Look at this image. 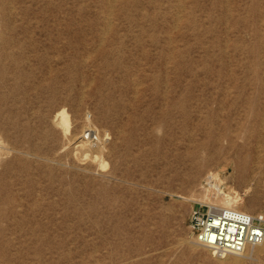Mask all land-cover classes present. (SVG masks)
Segmentation results:
<instances>
[{"label":"rangeland","instance_id":"1","mask_svg":"<svg viewBox=\"0 0 264 264\" xmlns=\"http://www.w3.org/2000/svg\"><path fill=\"white\" fill-rule=\"evenodd\" d=\"M216 173L264 213V0H0V264H264L194 242Z\"/></svg>","mask_w":264,"mask_h":264},{"label":"built area","instance_id":"2","mask_svg":"<svg viewBox=\"0 0 264 264\" xmlns=\"http://www.w3.org/2000/svg\"><path fill=\"white\" fill-rule=\"evenodd\" d=\"M194 242L218 253H238L264 242V213L198 201L189 214Z\"/></svg>","mask_w":264,"mask_h":264},{"label":"bare ground","instance_id":"3","mask_svg":"<svg viewBox=\"0 0 264 264\" xmlns=\"http://www.w3.org/2000/svg\"><path fill=\"white\" fill-rule=\"evenodd\" d=\"M69 117L70 116H69L67 110H65V108L56 114V121L63 125L66 133H70L71 124H72ZM123 125H124V127L126 126V127L130 128V130H132V129L135 130L129 121L128 122L123 121ZM89 127H88V129L86 128L87 129L86 131L83 129L85 134L81 135L79 140L77 142H75L76 143L75 146L79 150H82V151L84 150L85 152H90L93 150L98 151L100 153L99 156H101L103 159L102 164H106L107 162L104 159L103 154L108 149L106 148L105 145L102 144L101 138H99L97 136L96 130L93 127L92 128H89ZM223 130L225 131V129H222V131ZM229 135H226V136H229ZM250 138H251V136H250ZM206 139L207 140H204L203 142H201V144H200L201 148L208 147L211 144L209 141L210 139L213 143H216V144H220V142H221V140L218 137H210L209 136ZM228 140H229V145H228L229 147L228 148L232 149L234 151V154H235L234 159H232L230 161L232 163V165H234L235 170L242 175L252 171L253 170V163L255 162L256 157L254 155L251 143H248V142L238 143L231 135L228 137ZM103 141H105V140H103ZM196 153H197L196 151L190 152L191 156L195 157V158L197 156ZM211 176L213 179L212 181L214 182L213 186H215L218 189V195L215 199L216 201L215 202L213 201L211 203H214V204L219 205V206L235 207V208H239L241 204L245 203V201H246L245 198L243 196H241L237 191L230 189V188L229 189H223L221 187L222 186L221 178H220L218 173H216L214 175L212 174ZM205 202L210 203V201H205ZM238 253H241V252H238ZM220 254H221V256L226 255L225 253H219V255ZM234 258H236V257H234Z\"/></svg>","mask_w":264,"mask_h":264}]
</instances>
